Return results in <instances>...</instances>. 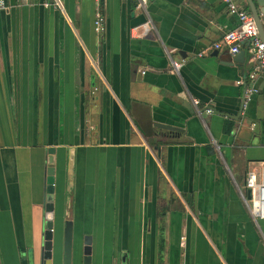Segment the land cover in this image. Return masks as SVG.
I'll return each instance as SVG.
<instances>
[{
  "label": "crops",
  "instance_id": "obj_1",
  "mask_svg": "<svg viewBox=\"0 0 264 264\" xmlns=\"http://www.w3.org/2000/svg\"><path fill=\"white\" fill-rule=\"evenodd\" d=\"M236 24L221 0H4L0 264H42L48 148L50 264L64 220L71 264L84 238L90 264H264V219L239 195L264 165V75L242 100L247 50L211 48Z\"/></svg>",
  "mask_w": 264,
  "mask_h": 264
},
{
  "label": "built area",
  "instance_id": "obj_2",
  "mask_svg": "<svg viewBox=\"0 0 264 264\" xmlns=\"http://www.w3.org/2000/svg\"><path fill=\"white\" fill-rule=\"evenodd\" d=\"M42 1L44 6L51 5L55 8L62 6V0ZM128 1L135 10L145 12L148 0ZM221 1L226 11L235 16L237 24L233 29L226 31L218 41L212 43L211 48L213 50L223 49L228 55H233L243 48L247 50L249 61L253 64L252 70L247 74L249 85H245L241 79L235 80L236 85H243L242 100H247L249 95L255 91L250 83L257 76L264 75V43L258 35L249 11L241 6L238 0ZM3 5L4 0H0V8H3ZM103 30V18L96 12L93 19V31L100 36ZM170 66L173 71L177 72L180 62L170 59ZM192 102L194 105L197 103L194 99H192ZM205 112L209 113L211 110L205 109ZM239 195L254 221L264 219V165L258 175L253 171L246 172L243 190H239Z\"/></svg>",
  "mask_w": 264,
  "mask_h": 264
},
{
  "label": "water",
  "instance_id": "obj_3",
  "mask_svg": "<svg viewBox=\"0 0 264 264\" xmlns=\"http://www.w3.org/2000/svg\"><path fill=\"white\" fill-rule=\"evenodd\" d=\"M247 9L254 21L256 30L261 41L264 43V0H244ZM216 54V52H214ZM243 53V50L239 51V54ZM236 55V54H235ZM156 125V123H155ZM156 126L171 129L166 125L157 124ZM45 178H44V228L42 233V264H50L51 248H52V193L54 187V168H53V149H46L45 157ZM90 241L87 238L82 240L81 246V259L80 264H90ZM71 224L70 221L64 220L62 222V254L61 264H71Z\"/></svg>",
  "mask_w": 264,
  "mask_h": 264
}]
</instances>
